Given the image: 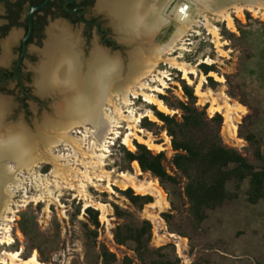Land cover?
I'll return each mask as SVG.
<instances>
[{
	"label": "rangeland",
	"instance_id": "obj_1",
	"mask_svg": "<svg viewBox=\"0 0 264 264\" xmlns=\"http://www.w3.org/2000/svg\"><path fill=\"white\" fill-rule=\"evenodd\" d=\"M97 1H90L88 15L117 41L114 48L98 45L127 63L134 45L119 37ZM232 17L228 23L210 14L215 32L201 24L186 35L180 60L194 72L159 62L164 82L151 81L160 90L148 91L164 107L136 98L140 120L132 128L122 121L102 170L81 180L87 199L62 185H31L28 202L3 221L12 241L0 243V252L19 250L20 264H32L34 252L44 264H264V16L246 9ZM70 26L89 58L96 27L85 33L81 21ZM46 39L30 47L42 49ZM29 53L30 95L14 102L6 122L23 120L35 133L55 98L37 93L34 66L42 57L38 49ZM221 147L238 157L227 162L218 156Z\"/></svg>",
	"mask_w": 264,
	"mask_h": 264
},
{
	"label": "bare ground",
	"instance_id": "obj_2",
	"mask_svg": "<svg viewBox=\"0 0 264 264\" xmlns=\"http://www.w3.org/2000/svg\"><path fill=\"white\" fill-rule=\"evenodd\" d=\"M97 7L112 17L119 37L134 45L127 63L98 44L86 58L79 35L69 24L56 20L48 27L43 56L34 66L37 93L55 98L53 112L44 113L38 124L43 129L33 133L23 120L7 124L12 101L0 95V243L12 241L3 221L13 220L16 207L28 202L32 184L77 189L74 196L83 194L87 199L81 180L94 178L102 170L110 138L119 136L122 121L132 128L131 122L140 120L134 115L136 98L143 96L164 107L148 91L160 90L151 81L164 82L159 62L183 70L184 75L195 71L180 60V49L196 26L212 25L215 32L210 14L228 23L233 22L232 11L241 17L246 9L264 16V0H98ZM133 133L128 131L123 143H131ZM43 163L51 164L49 171L39 169ZM20 260L19 250L0 252L3 264H20ZM28 261L44 264L36 252Z\"/></svg>",
	"mask_w": 264,
	"mask_h": 264
},
{
	"label": "flooded vegetation",
	"instance_id": "obj_3",
	"mask_svg": "<svg viewBox=\"0 0 264 264\" xmlns=\"http://www.w3.org/2000/svg\"><path fill=\"white\" fill-rule=\"evenodd\" d=\"M90 1L51 0L47 6L32 11L33 26L30 30L29 8L38 4L36 0H0V92L11 98L12 105L16 100L20 104L25 103L30 95V87L26 82L31 78L32 71L24 70L25 59L33 58L29 53L30 49H40L36 46L30 47L22 57L27 35L26 43L30 46L31 42L49 37L48 27L53 21L65 22L69 26L71 22L81 21L85 25V33H89L91 27L95 26L97 41L110 45L108 48L115 47L117 41L109 35V29L102 25L100 19L88 15ZM34 86L36 87L35 83ZM15 91L17 93L11 95Z\"/></svg>",
	"mask_w": 264,
	"mask_h": 264
},
{
	"label": "water",
	"instance_id": "obj_4",
	"mask_svg": "<svg viewBox=\"0 0 264 264\" xmlns=\"http://www.w3.org/2000/svg\"><path fill=\"white\" fill-rule=\"evenodd\" d=\"M50 1H51V0H44L43 2L38 3V4H34V5H32V6L29 8V18H30V26H31V27H30V30L32 29V26H33L32 18H31V13H32V11H33L34 9H40V8H43V7L47 6V5L49 4ZM181 1H182V0H177V2H180V3H181ZM96 8L99 9V8L97 7V5H96ZM99 10H100V9H99ZM112 23H113V20H112ZM27 37H28V35H27L26 38H25V43H24V47H23L22 57H24V56L26 55L27 51L30 49V46L26 43V39H27ZM45 42H46V41H44V45H45ZM124 42H125V41H124ZM93 43H94V45H95V44H98V41L95 40ZM127 43H128V42H127ZM38 51L40 52V56L42 57L43 55H42V53H41V48H40ZM91 52H92V50H91L90 53H89V57H90V55H91ZM0 95H4V93H3V92H0Z\"/></svg>",
	"mask_w": 264,
	"mask_h": 264
},
{
	"label": "trees",
	"instance_id": "obj_5",
	"mask_svg": "<svg viewBox=\"0 0 264 264\" xmlns=\"http://www.w3.org/2000/svg\"><path fill=\"white\" fill-rule=\"evenodd\" d=\"M43 0H36L37 3L41 2ZM221 156L222 158H225L227 162L231 161V160H235L234 156L238 157V153H236L233 150L221 147V149H219V154L218 156ZM240 157V156H239ZM243 158V157H240ZM239 160V159H237Z\"/></svg>",
	"mask_w": 264,
	"mask_h": 264
}]
</instances>
